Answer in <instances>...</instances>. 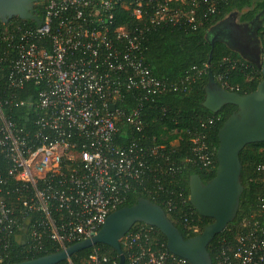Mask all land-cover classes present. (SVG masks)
Segmentation results:
<instances>
[{"label": "built area", "instance_id": "built-area-1", "mask_svg": "<svg viewBox=\"0 0 264 264\" xmlns=\"http://www.w3.org/2000/svg\"><path fill=\"white\" fill-rule=\"evenodd\" d=\"M172 1L45 0L39 25L1 23L0 264L9 259L12 240H23L34 254L47 244L62 250L91 237L135 183H146L150 162L167 157L145 134L124 146L118 136L125 126L141 133L143 101L180 89L177 83L168 88L144 64L146 34L181 20L195 28L199 6L212 13L217 0H187L184 8ZM122 10L131 21L118 25ZM193 79L188 74L181 85ZM219 80L232 91L222 75ZM130 95L137 106H117ZM192 143L197 161L211 166L203 137ZM177 198L186 200L181 191ZM260 202L264 207V195ZM175 203L164 200L168 210ZM191 216L185 213V226ZM242 227L217 249L216 264H264V226L244 221ZM122 244L129 264H189L154 242L152 228L129 231ZM90 259L116 264L98 250Z\"/></svg>", "mask_w": 264, "mask_h": 264}, {"label": "trees", "instance_id": "trees-1", "mask_svg": "<svg viewBox=\"0 0 264 264\" xmlns=\"http://www.w3.org/2000/svg\"><path fill=\"white\" fill-rule=\"evenodd\" d=\"M171 5L184 8L188 1L176 0ZM45 0H38L34 6L39 18L44 14ZM212 13H207L208 6L200 5L196 13V27L181 20L177 25H162L152 28L146 34L143 43L142 58L151 74L164 81L168 88L178 84L179 90L167 91L150 97L143 101V120L145 125L141 133L124 127L123 134L118 136V144L124 146L129 139H136L140 134L147 135L148 145H162L163 153L167 157L150 162V169L146 183L134 184L126 201L121 207L132 206L140 198H147L160 205L166 212L171 222L179 229L185 239L191 238L203 231L206 225L213 220L200 216L189 201V178L197 174L204 183L210 181L216 170V149L218 147V131L223 123L237 110L233 104H226L217 113H212L202 106L207 84V72L211 69L215 80L221 84L219 76L222 75L232 89L239 94H248L254 91L262 79L259 67L243 59L237 52L229 49L222 42H215L212 46L207 38V33L217 23L222 21L232 12H238L237 22L251 23L257 21V37L264 50V0H217ZM205 14V15H204ZM116 24L130 22L126 11H117ZM8 23L22 26H35L32 20H22L14 17ZM1 25V23H0ZM211 53V56H210ZM210 59V62H208ZM233 61L236 64L233 65ZM198 71L200 73H198ZM192 75L193 80L181 85V80L187 75ZM23 98L26 95L22 94ZM128 103L119 106L135 107L137 101L131 99ZM22 114L20 111L19 115ZM211 120V123L208 121ZM204 123V125H203ZM132 132V134H131ZM196 136L203 137L208 151L212 154V165L202 166L193 153L192 140ZM151 138H155L153 143ZM241 182L243 192L240 197L239 208L234 220L227 225L225 230L217 234L208 246V251L215 263V253L223 241L233 242L236 233L242 230L245 221L257 222L264 226V207H261L260 197L264 195V142L246 145L240 152ZM173 168L171 171L170 168ZM157 181H153V177ZM182 192L186 199L180 203L177 193ZM171 199L176 202L172 210H168L164 200ZM191 211L192 216L187 217L188 226L183 223L185 213ZM141 227L152 228L154 242L166 249V238L156 228L144 223H136L130 230ZM197 228V232H193ZM125 254V264H129L128 255L122 244ZM99 251L118 264V255L114 249L105 244H96L87 249L74 253L69 260L57 264H93L90 256ZM60 251L54 244H47L45 249L38 253H28L26 247L16 240L11 242L9 259L4 263H20L40 256Z\"/></svg>", "mask_w": 264, "mask_h": 264}, {"label": "water", "instance_id": "water-1", "mask_svg": "<svg viewBox=\"0 0 264 264\" xmlns=\"http://www.w3.org/2000/svg\"><path fill=\"white\" fill-rule=\"evenodd\" d=\"M37 2L38 0H0V23L18 17L22 20H32L39 25L41 19L34 10ZM238 16V12L230 13L211 27L207 38L212 46L217 41L222 42L243 59L259 67L262 79L254 91L242 95L223 88L215 80L212 70L208 69L202 106L212 113H217L226 104L237 107L236 112L218 131L214 177L206 183L197 174L189 178L190 204L200 216L213 221L206 225L201 233L185 239L160 205L147 198H140L132 206L120 207L111 212L101 228L91 237L58 252L15 264H57L96 244L110 246L118 255V264H125L121 240L136 223H144L158 229L166 238L167 250L185 259L189 264H213L208 246L236 217L243 192L240 152L248 144L264 142V53L256 34L253 38L250 30H244L237 22ZM224 23L238 29L240 36L235 37L227 30L224 36L210 37V33ZM114 109L115 106L111 105V110ZM26 232L27 228L23 230L24 234ZM18 243L23 245L25 242L19 239Z\"/></svg>", "mask_w": 264, "mask_h": 264}, {"label": "flooded vegetation", "instance_id": "flooded-vegetation-1", "mask_svg": "<svg viewBox=\"0 0 264 264\" xmlns=\"http://www.w3.org/2000/svg\"><path fill=\"white\" fill-rule=\"evenodd\" d=\"M239 23V22H238ZM241 26L244 28V30H250V32L253 35V38H255L254 34H256L257 37V29H258V24L257 21H252L251 23H239ZM231 31L235 37L240 36V31L233 26L229 25L228 23L221 24L219 27H216L211 33L210 37H221L224 36V33L226 31Z\"/></svg>", "mask_w": 264, "mask_h": 264}, {"label": "rangeland", "instance_id": "rangeland-1", "mask_svg": "<svg viewBox=\"0 0 264 264\" xmlns=\"http://www.w3.org/2000/svg\"><path fill=\"white\" fill-rule=\"evenodd\" d=\"M37 3H38V2H37ZM37 3H36V4H37ZM36 4H35V5H36Z\"/></svg>", "mask_w": 264, "mask_h": 264}]
</instances>
